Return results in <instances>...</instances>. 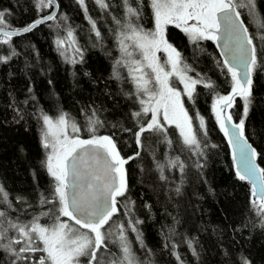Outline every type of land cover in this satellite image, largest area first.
Here are the masks:
<instances>
[{
	"label": "trees",
	"instance_id": "16d2710c",
	"mask_svg": "<svg viewBox=\"0 0 264 264\" xmlns=\"http://www.w3.org/2000/svg\"><path fill=\"white\" fill-rule=\"evenodd\" d=\"M92 1L95 0L85 3L101 33L99 38L84 25V19L89 21L77 0H58L57 21H48L13 37L11 47L17 54L6 63L0 62V185L13 205L9 209L0 203V209L7 210L13 221L22 222L49 209L55 210L53 204H41L42 197L52 198L55 181L44 164L50 149H45L37 139L36 132L45 127L38 113L53 119L66 113L70 124L75 122L79 128V132L73 133L69 126V135L88 139L93 134L88 118L95 111L101 122L96 125L95 134L112 136L121 156L134 157L124 166L127 191L117 198L120 211L110 222L107 248L100 252L102 264L122 255L119 224L127 229L125 235L139 264H180L172 254L173 244L183 264H241L242 258H247L250 264H264V215L257 214L251 203V184L237 177L227 137L212 111L216 94H228L232 83L214 42H193L175 25H168L165 31L183 63L193 70L188 75L215 86L213 91L198 84L192 99L182 97L193 118L203 154H195L183 145L175 125H166L171 145L164 142V136L153 132L143 133L141 144L137 145L133 132L138 125L131 113L140 106L134 96L128 95L135 89L125 67H119V79L114 76L115 62L121 55L115 36L120 26L114 19V25L111 23L110 13L113 10L114 17L124 22L122 0L107 1L110 5L107 10L99 5L94 9ZM131 2L135 6V0ZM35 4L36 0H0V11H5L9 26L18 28L49 11H38ZM256 9L264 17V0H256ZM243 15L252 27V34H256L257 25L254 30L248 11ZM135 23L145 30L154 29L150 0H143L142 15ZM68 28L74 30L80 49L74 51L75 43L71 59L66 57L70 46L56 43L58 37L66 36ZM255 42L261 66L252 74L251 103L244 118L245 136L258 153L260 168H264V42L259 39ZM261 42L263 46L259 47ZM9 54V46L0 45V55ZM228 112L235 122L239 121L243 113L240 97ZM197 114L204 118L203 130L199 129ZM176 157L183 162V171L179 166H169L168 161ZM158 162L164 165L165 180L160 178ZM130 219L134 223L141 221L136 228L143 246L137 233L128 228ZM40 222L51 225L54 217L42 216ZM188 241L192 242L191 248ZM81 259L83 262L84 258ZM5 262L6 256L0 251V264Z\"/></svg>",
	"mask_w": 264,
	"mask_h": 264
},
{
	"label": "snow or ice",
	"instance_id": "6c2138e0",
	"mask_svg": "<svg viewBox=\"0 0 264 264\" xmlns=\"http://www.w3.org/2000/svg\"><path fill=\"white\" fill-rule=\"evenodd\" d=\"M77 2L84 10L92 31L99 38L101 33L96 22L87 16L85 0ZM95 3L101 9L107 10L110 7L107 0H95ZM142 4L143 0H135V6L131 0H122L124 22L113 17L120 26L115 36L121 52L120 58L115 62L114 76L120 78L119 67L127 69L135 89L134 93L128 95L134 96L140 106L138 111L131 113L138 125L133 132L136 144H141L143 133L153 132L164 136V142L171 145L166 125H175L179 129L183 145L195 154H203L193 118L189 116L181 97L186 95L188 99H192L198 84L213 91L215 86L203 78L188 75L193 70L183 63L181 54L168 42L165 30L167 25H175L193 42L219 40L221 36L217 33H221L224 40L222 55L231 58L225 59L223 63L231 74L232 83L228 94H216L212 111L220 129L229 137V144L233 145V159L238 165L236 175L242 181H249L251 196L255 198L251 203L257 214L264 215V168H259L252 162L258 153L247 142L244 119L251 103L252 74L261 66L254 41L259 39L264 42V17L256 9V0H150L155 22L152 30H145L135 23L142 15ZM35 6L38 11L54 10L20 29L9 26L5 20V11H0V45H8L10 48L9 55H0V62L6 63L17 54L11 47L13 37L30 32L48 21H57V0H36ZM241 8L247 9L257 25L256 34H250L244 20L240 18ZM56 43L58 46L75 44L74 30L68 28L66 36L58 37ZM161 49L167 53L165 63H161L156 55ZM74 51L79 52L80 49L77 47ZM61 54L64 55V52ZM173 80L182 84L183 89H178ZM237 97L243 101V113L239 121L234 123L231 112L226 109L233 108ZM149 116V119H143ZM197 116L199 129H205L204 118L199 114ZM42 119L45 126L42 145L45 149H50L44 164L55 183L52 198L42 197L41 204H53L55 210L49 209L22 222L19 219L13 221L8 217L7 210L0 209V251L6 256L5 264H102L100 252L107 248L110 222L120 211L117 198L124 196L127 191L124 166L134 157L121 156L112 136L95 134L96 125L101 124L95 117V111L88 118L89 131L93 133L88 139L69 135V126L73 133L79 132V128L75 122L70 124L66 113L55 119L43 115ZM125 131L132 132V129ZM204 134L206 135V131ZM139 154L137 152L136 156ZM168 164L170 167L179 166L181 171L184 169L179 157L169 160ZM80 165H87L88 170L82 171ZM157 168L161 171L160 178L167 179L163 175L164 165L158 162ZM176 191H180L179 187ZM0 203L7 205L9 209L13 207L9 194L2 185ZM50 214L54 217L51 225L40 222L42 216ZM62 217L67 219H61ZM139 223L141 221L136 220L134 223L130 219L128 228L137 233V240L143 246L141 234L136 228ZM106 225L109 226L108 229L105 228ZM117 228L122 255L109 260L107 264H139L125 235L127 229L123 224L117 225ZM10 232L15 234L9 235ZM188 245L191 248L192 242L188 241ZM175 248L176 245L173 244L172 254L183 264ZM81 258H84L83 262ZM242 264H250V261L242 258Z\"/></svg>",
	"mask_w": 264,
	"mask_h": 264
},
{
	"label": "bare ground",
	"instance_id": "6f19581e",
	"mask_svg": "<svg viewBox=\"0 0 264 264\" xmlns=\"http://www.w3.org/2000/svg\"><path fill=\"white\" fill-rule=\"evenodd\" d=\"M107 1H109V2H112V0H107ZM80 6V5H79ZM96 6H97V4L95 3V1H92V7L95 9L96 8ZM81 7V6H80ZM113 10H111V13H110V18H111V23L114 25V22H113V17H114V13L112 12ZM87 16H90L92 19H93V16H91L89 13H88V11H87ZM85 18H86V14H85ZM83 20V19H82ZM94 20V19H93ZM84 21V25L87 27V29L89 30V31H91L92 32V28H91V25H90V23L89 22H87L85 19L83 20ZM78 22L75 20V24H77ZM79 23H80V21H79ZM82 23V22H81ZM78 25V24H77ZM25 34V33H24ZM261 45H262V42H261V44H259V47H261ZM88 47H89V45H87ZM93 46V45H92ZM91 46V47H92ZM263 46V45H262ZM261 50V49H260ZM263 53V52H262ZM264 55V54H263ZM118 56L120 57L121 55L120 54H118ZM264 58V57H263ZM43 115H44V113L43 112H40V113H38V118H39V120H43L42 119V117H43ZM37 133V139H38V141H39V143L42 145V132L41 131H37L36 132ZM203 136V135H202ZM202 136H200V138L202 137ZM204 138V137H203ZM203 138H201V139H203ZM43 146V145H42ZM241 264H242V262H241Z\"/></svg>",
	"mask_w": 264,
	"mask_h": 264
},
{
	"label": "water",
	"instance_id": "95a60500",
	"mask_svg": "<svg viewBox=\"0 0 264 264\" xmlns=\"http://www.w3.org/2000/svg\"><path fill=\"white\" fill-rule=\"evenodd\" d=\"M54 9H52L51 11H53ZM56 11H57V9H55ZM50 11V12H51ZM49 12V13H50ZM48 13V14H49ZM48 14H46V15H48ZM39 26V25H38ZM22 34H24V33H22ZM21 35V34H20ZM217 35H220L221 36V39H219V40H216V43H217V46H218V48H219V51H220V53H221V56L223 57V59L225 60V59H231L230 57H226L225 55H222V53L224 52V48H223V43H224V40H223V36H222V34L221 33H217ZM241 71H243V69H241ZM247 139V138H246ZM228 140H229V137H228ZM247 142L249 143V144H251L250 142H249V140L247 139ZM252 146V145H251ZM230 147H231V149H232V154H233V145H230ZM253 147V146H252ZM237 155H238V153H237ZM86 159H87V157H86ZM252 162H253V164L254 165H256V166H258L259 167V165H258V163H257V161H256V158L254 157L253 159H252ZM234 163H235V167H236V170H237V162L236 161H234ZM80 168H81V170L82 171H87L88 170V168H87V165H80ZM260 168V167H259ZM241 171H243V168H242V166H241ZM69 195H71V189H69ZM254 198V197H253Z\"/></svg>",
	"mask_w": 264,
	"mask_h": 264
},
{
	"label": "rangeland",
	"instance_id": "374dc122",
	"mask_svg": "<svg viewBox=\"0 0 264 264\" xmlns=\"http://www.w3.org/2000/svg\"><path fill=\"white\" fill-rule=\"evenodd\" d=\"M247 11V10H246ZM251 21V23H252V26L254 25V23H253V21H252V19L250 20ZM73 46H74V44H72L70 47H68V52L66 53V57L67 58H69V59H71L73 56H74V53H73ZM78 47V44H77V42H76V48ZM79 48V47H78ZM132 49H130V51H131ZM179 83V82H178ZM179 85H180V89L182 90L183 89V85L182 84H180L179 83ZM186 96V95H185ZM182 98V97H181Z\"/></svg>",
	"mask_w": 264,
	"mask_h": 264
}]
</instances>
